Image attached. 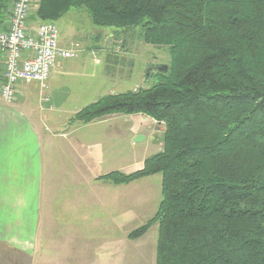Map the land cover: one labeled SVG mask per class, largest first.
<instances>
[{"label": "trees", "instance_id": "16d2710c", "mask_svg": "<svg viewBox=\"0 0 264 264\" xmlns=\"http://www.w3.org/2000/svg\"><path fill=\"white\" fill-rule=\"evenodd\" d=\"M35 1L30 22L85 8L96 26L139 28L144 43L169 47L153 85L71 118L141 114L165 127L162 151L141 169L101 177L120 186L162 176L156 214L129 239L156 224V264H264V0Z\"/></svg>", "mask_w": 264, "mask_h": 264}, {"label": "crops", "instance_id": "0c3cea01", "mask_svg": "<svg viewBox=\"0 0 264 264\" xmlns=\"http://www.w3.org/2000/svg\"><path fill=\"white\" fill-rule=\"evenodd\" d=\"M12 1L6 0L7 7L0 12V30L6 25ZM32 23H36L35 20L30 22L31 26L38 25ZM95 40L99 42L98 37ZM58 42L60 46H67L65 42ZM99 44L88 48L98 50ZM63 60H58L51 70L52 92L47 96L48 103L60 91L53 90V84L54 75L63 68ZM4 67L5 58L0 54V90ZM38 92L36 83L20 84L12 103H6L0 93V264H78V244L87 239V244H96L103 250L105 243L99 241L103 237L113 245L116 239L104 236L117 237L116 216L130 209L119 200L123 185L115 186L101 178L109 173L102 172L101 168L110 161H119V164L122 159L125 161V149L114 150L104 145L103 141L110 137L96 133V121L73 122L71 118L76 114L73 113L61 122L58 115L63 111L54 105L46 109L48 114L45 115V110L37 105V100L40 104ZM157 126L164 127L163 124ZM103 128L105 132L111 130V126ZM112 136L128 140L129 145L133 138L131 132L128 136L115 133ZM150 139L155 140L151 135ZM161 148L162 143V151ZM115 166L125 173L120 165ZM84 181H87L89 203H97L103 213L97 214L92 212L93 208L80 204ZM51 188L60 197L58 222L53 208L46 211L43 208ZM84 219L86 229L82 225ZM107 254L99 257L104 259Z\"/></svg>", "mask_w": 264, "mask_h": 264}, {"label": "rangeland", "instance_id": "374dc122", "mask_svg": "<svg viewBox=\"0 0 264 264\" xmlns=\"http://www.w3.org/2000/svg\"><path fill=\"white\" fill-rule=\"evenodd\" d=\"M32 2L31 15L36 9V1ZM36 23L39 22L36 21ZM36 23L32 24L37 25ZM56 26L61 43L65 42L67 46H71V43H78L83 50L78 57L63 60V68L54 75L53 84V90L60 91L54 98L51 96L52 100L50 98L49 103L43 101V97L38 92L40 99V104L37 100L38 108H43L45 110L43 112L47 115L46 109L49 106H60L63 111L58 115L60 121L69 119L73 113H77L110 93L118 94L137 88L150 87L155 83V79H150V82L146 80L148 66L150 64L167 65L170 62L169 47L144 43L140 37L139 28L127 30L96 26L92 23L85 8L72 9L56 22ZM97 37L100 42L98 46L101 48L93 51L88 47L99 43L95 42ZM49 83L48 81L50 87ZM51 92L50 87L44 93L49 96ZM157 125L140 114L116 115L106 117L101 121L97 120L94 125L96 133L100 136L108 135L110 137L103 141V144L109 149L121 151L125 149V161L122 159L120 164L119 161H110L107 166L101 168V171L109 173L113 170L118 171L119 168H116L115 165L117 167L120 165L121 169L125 171L124 174L141 169L144 163L143 159L161 151L160 143H162L164 127L159 128ZM106 126H111V130L107 129L105 132L103 127ZM129 132L133 137L130 145L128 140L125 142L120 137L113 139L112 133L128 136ZM137 133L144 136L145 139L134 143L136 138L134 135ZM90 134L92 135V133ZM150 135L155 138V143L151 141ZM86 194L87 181H84L80 204L93 208L92 212L97 214L103 213L97 203L93 205L89 203V195L86 196ZM161 199V174L123 185L119 200L122 205L126 204L125 208L130 209H127L124 215L116 216V221L119 224L117 237L104 236L110 239L115 238V243L109 245V241L101 237L99 241L105 243L102 250L96 244H87L85 241L88 240L85 239L84 242L78 244L76 254L78 264H156L158 226L154 224L145 235L135 240L129 239V234L154 217ZM59 201L60 197L56 194V190L51 188V194H47L43 204L45 211L46 208H53L56 222L59 221ZM86 222V219L82 221L84 229H86ZM85 249L89 252L84 251ZM103 254H107L104 259L99 257ZM66 262L71 263V261Z\"/></svg>", "mask_w": 264, "mask_h": 264}, {"label": "built area", "instance_id": "2783aa9c", "mask_svg": "<svg viewBox=\"0 0 264 264\" xmlns=\"http://www.w3.org/2000/svg\"><path fill=\"white\" fill-rule=\"evenodd\" d=\"M33 0H13L6 25L0 30V54L4 55V83L1 96L12 103L20 84L39 85L43 101L51 70L60 59L76 58L83 51L78 43L59 45V31L54 22L31 26Z\"/></svg>", "mask_w": 264, "mask_h": 264}, {"label": "water", "instance_id": "95a60500", "mask_svg": "<svg viewBox=\"0 0 264 264\" xmlns=\"http://www.w3.org/2000/svg\"><path fill=\"white\" fill-rule=\"evenodd\" d=\"M153 70H157L159 72H162V73H167L168 72V66L167 65H156V64H150L147 68V72H146V80L148 81L149 78H150V75H151V72ZM145 137L142 136V135H137L135 140H134V143H138L140 142L141 140H144Z\"/></svg>", "mask_w": 264, "mask_h": 264}]
</instances>
